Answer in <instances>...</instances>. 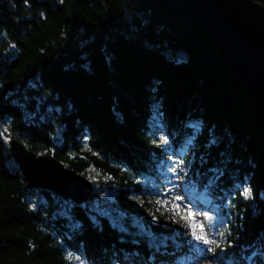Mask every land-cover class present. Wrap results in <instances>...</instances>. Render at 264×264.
<instances>
[{
  "label": "trees",
  "instance_id": "obj_1",
  "mask_svg": "<svg viewBox=\"0 0 264 264\" xmlns=\"http://www.w3.org/2000/svg\"><path fill=\"white\" fill-rule=\"evenodd\" d=\"M12 138L90 180L92 202L28 187ZM172 155L184 186L217 202L208 257L264 264V104L186 0L0 1V264L200 256L178 223L147 215Z\"/></svg>",
  "mask_w": 264,
  "mask_h": 264
},
{
  "label": "water",
  "instance_id": "obj_2",
  "mask_svg": "<svg viewBox=\"0 0 264 264\" xmlns=\"http://www.w3.org/2000/svg\"><path fill=\"white\" fill-rule=\"evenodd\" d=\"M186 2L231 72L264 104V4L258 0ZM175 53L180 60L188 58L183 48ZM8 147L28 187L50 190L77 204L92 202L90 180L53 155L36 154L15 138L9 140Z\"/></svg>",
  "mask_w": 264,
  "mask_h": 264
},
{
  "label": "rangeland",
  "instance_id": "obj_3",
  "mask_svg": "<svg viewBox=\"0 0 264 264\" xmlns=\"http://www.w3.org/2000/svg\"><path fill=\"white\" fill-rule=\"evenodd\" d=\"M168 55L170 56V53ZM172 168H175L176 171L172 172L170 170ZM157 170L161 184L155 191L159 193L160 203L155 205L154 210L148 212L149 219L153 223L160 224H166V221H175L180 225V229L199 246V249L206 250L200 251L196 247L200 256L189 258V260H177L169 264H215L212 258L208 257L213 243H205L204 240L214 241L221 226L217 202L212 200L209 193L199 190L196 186H184V165L178 155L166 158L157 165ZM163 184H165V188H163ZM196 200H201V203L191 208L190 205H195ZM193 224L195 229L192 227ZM193 230L196 235H203L204 239L196 240L192 235Z\"/></svg>",
  "mask_w": 264,
  "mask_h": 264
},
{
  "label": "snow or ice",
  "instance_id": "obj_4",
  "mask_svg": "<svg viewBox=\"0 0 264 264\" xmlns=\"http://www.w3.org/2000/svg\"><path fill=\"white\" fill-rule=\"evenodd\" d=\"M25 2L27 3V0H25ZM165 143H167L166 140H165ZM170 170H171L172 172H175V171H176L175 168H172V169H170ZM242 194L244 195L245 198H249V197L251 196V190L248 189V188H245V189L243 190V193H242ZM177 199H180V198L177 197ZM192 227H193V229H195V225H194V224L192 225ZM201 227H203V226H201ZM192 235L195 237L196 240L204 239L203 235H196L195 230H193ZM204 242H205V243H213L214 241H209V240H206V239H205ZM195 247H197V248L199 249V246H198V245H195ZM199 250H200V251H206V250H204V249H199ZM80 264H83V261H81Z\"/></svg>",
  "mask_w": 264,
  "mask_h": 264
},
{
  "label": "bare ground",
  "instance_id": "obj_5",
  "mask_svg": "<svg viewBox=\"0 0 264 264\" xmlns=\"http://www.w3.org/2000/svg\"><path fill=\"white\" fill-rule=\"evenodd\" d=\"M199 203H201V200H196V204L195 205H192L191 202H190V204H191L190 207L194 208L195 206H198Z\"/></svg>",
  "mask_w": 264,
  "mask_h": 264
}]
</instances>
